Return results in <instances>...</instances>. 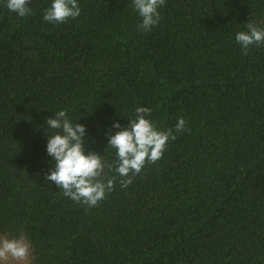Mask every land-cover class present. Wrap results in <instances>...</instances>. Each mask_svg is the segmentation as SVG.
<instances>
[{"label": "trees", "instance_id": "1", "mask_svg": "<svg viewBox=\"0 0 264 264\" xmlns=\"http://www.w3.org/2000/svg\"><path fill=\"white\" fill-rule=\"evenodd\" d=\"M0 0V237L23 234L32 264H264V0H165L137 31L132 0H78L76 19L20 17ZM139 106L174 132L163 156L122 188L108 137ZM86 126L85 154L112 165L97 206L66 197L45 174L46 120ZM119 123L121 128L113 125ZM48 131V132H47Z\"/></svg>", "mask_w": 264, "mask_h": 264}, {"label": "clouds", "instance_id": "2", "mask_svg": "<svg viewBox=\"0 0 264 264\" xmlns=\"http://www.w3.org/2000/svg\"><path fill=\"white\" fill-rule=\"evenodd\" d=\"M31 0H7L9 11L20 17L31 14ZM165 0H132L134 10L141 17L137 31H150L160 21L158 9ZM81 13L78 0H52L51 6L45 10L43 20L60 24L76 19ZM247 30L236 34L235 40L241 45L243 54L247 55L250 46L264 45V27H258L249 21ZM152 110L139 106L135 116L130 119L126 128L108 137V146L116 150L118 166L115 168L120 177L122 188L132 183V178L138 175L146 163H156L163 156L168 141L175 140L174 132L186 130L187 121L180 118L175 129L159 130L151 120ZM48 133L47 153L55 160L54 169L45 174L46 181L63 190L66 197L87 205L97 206L107 192L114 188L116 177L107 176L105 169L112 170V165L103 160V156L95 151L85 154L84 136L86 126L73 122L68 118L67 110H60L46 120ZM121 128L119 123L113 125ZM48 132V131H47ZM31 254V244L21 234L11 239L0 237V264H28Z\"/></svg>", "mask_w": 264, "mask_h": 264}, {"label": "rangeland", "instance_id": "3", "mask_svg": "<svg viewBox=\"0 0 264 264\" xmlns=\"http://www.w3.org/2000/svg\"><path fill=\"white\" fill-rule=\"evenodd\" d=\"M28 264H32V263H31V254H30V259H29V262H28Z\"/></svg>", "mask_w": 264, "mask_h": 264}]
</instances>
